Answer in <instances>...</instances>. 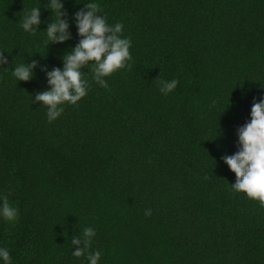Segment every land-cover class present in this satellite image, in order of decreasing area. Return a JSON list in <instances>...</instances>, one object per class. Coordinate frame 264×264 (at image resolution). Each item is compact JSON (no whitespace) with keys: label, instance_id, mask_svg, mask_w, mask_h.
Listing matches in <instances>:
<instances>
[{"label":"trees","instance_id":"16d2710c","mask_svg":"<svg viewBox=\"0 0 264 264\" xmlns=\"http://www.w3.org/2000/svg\"><path fill=\"white\" fill-rule=\"evenodd\" d=\"M90 2L61 0L70 39L47 43L50 0H0V195L19 209L16 223L0 217L11 264H88L96 251L99 264H264V207L232 189L224 161L264 99V0H96L124 24L132 59L108 88L89 62L87 95L49 123L36 95L80 43L75 17ZM33 7L40 23L25 32ZM21 63H35L29 81L12 74ZM87 227L96 235L77 257Z\"/></svg>","mask_w":264,"mask_h":264},{"label":"clouds","instance_id":"9594fccd","mask_svg":"<svg viewBox=\"0 0 264 264\" xmlns=\"http://www.w3.org/2000/svg\"><path fill=\"white\" fill-rule=\"evenodd\" d=\"M50 7L55 14V22L46 31L47 43H63L70 39L69 23L61 19L63 4L61 0H50ZM86 11L76 14L78 33L82 37L80 43L64 57L63 70L56 68L48 72L49 88L36 95V100L47 107L49 123L61 116L63 105H76L89 90V81L82 68L92 62V78L101 87L108 88L105 77L128 66L132 59L130 48L132 40L123 36L124 24H110L107 17L99 15L101 6L96 0H91ZM40 23V8L33 7L24 14L21 27L25 32L35 33L34 26ZM7 59L0 52V64ZM33 64H18L12 71L17 81H29L33 77ZM179 84L177 79L161 80L160 91L167 95L173 92ZM239 150L224 157L225 163L235 173L236 181L231 184L235 192H242L251 200H256L264 207V99L253 104L251 119L239 129ZM146 215L150 216L151 209ZM0 217L10 223H16L19 209L8 202L6 196L0 195ZM96 231L92 227L84 229L83 247L73 253L80 257L88 249ZM80 245V239H73ZM101 253L96 251L87 256L88 264H99ZM0 264H11L10 251L0 246Z\"/></svg>","mask_w":264,"mask_h":264}]
</instances>
